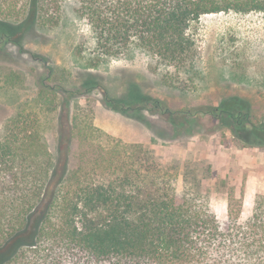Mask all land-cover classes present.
<instances>
[{"label":"trees","instance_id":"16d2710c","mask_svg":"<svg viewBox=\"0 0 264 264\" xmlns=\"http://www.w3.org/2000/svg\"><path fill=\"white\" fill-rule=\"evenodd\" d=\"M65 1L0 0V20L53 29ZM74 1L92 29L98 57H120L135 47L188 73L196 58L188 34L193 22L264 12V0ZM164 81L181 86L170 77ZM51 94L55 90L43 87L39 98L47 115L57 108ZM109 104L129 112L122 99ZM158 113L176 134L187 130L190 137L202 133L196 127L206 115L221 122L226 113L239 126L245 122L226 109L164 107ZM74 127L60 133L74 165L57 176L37 114L21 112L9 122L0 140V264H264V194L247 218L242 202L229 201L221 222L210 203V165L187 162L180 193L177 167L164 164L152 148L103 134L79 139L73 149ZM39 209L40 222L33 225Z\"/></svg>","mask_w":264,"mask_h":264},{"label":"rangeland","instance_id":"374dc122","mask_svg":"<svg viewBox=\"0 0 264 264\" xmlns=\"http://www.w3.org/2000/svg\"><path fill=\"white\" fill-rule=\"evenodd\" d=\"M188 34L196 44L189 73L135 47L120 57H98L92 29L79 17L74 0L65 1L62 20L53 29L0 20V140L19 113L37 114L57 176L74 165L60 133L69 134L75 124L73 149L79 139L97 140L103 134L144 144L164 164L177 167L180 193L187 162L210 165V203L219 220L226 221L231 200L242 202V217H249L256 197L264 194V159L249 160L255 150L264 152V12L204 15ZM165 77L181 86L165 83ZM43 87L56 93L51 94L57 107L52 115L40 103ZM114 99H122L129 112L113 108ZM164 107L175 112L226 109L241 113L245 122L239 126L226 113L221 122L206 115L196 127L202 133L190 137L187 130L176 134L158 113ZM215 127L221 128L209 134ZM41 215L39 209L33 225Z\"/></svg>","mask_w":264,"mask_h":264},{"label":"crops","instance_id":"0c3cea01","mask_svg":"<svg viewBox=\"0 0 264 264\" xmlns=\"http://www.w3.org/2000/svg\"><path fill=\"white\" fill-rule=\"evenodd\" d=\"M261 159H264V152L259 149L255 150V152L249 157V160L253 161H258ZM209 160L213 165H217V160L215 156L211 155Z\"/></svg>","mask_w":264,"mask_h":264}]
</instances>
